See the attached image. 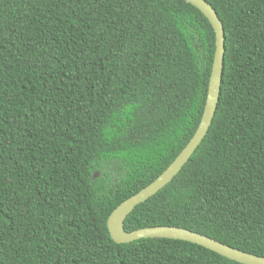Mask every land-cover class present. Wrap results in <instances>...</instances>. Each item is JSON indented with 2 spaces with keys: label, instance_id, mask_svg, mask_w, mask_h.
Listing matches in <instances>:
<instances>
[{
  "label": "trees",
  "instance_id": "1",
  "mask_svg": "<svg viewBox=\"0 0 264 264\" xmlns=\"http://www.w3.org/2000/svg\"><path fill=\"white\" fill-rule=\"evenodd\" d=\"M206 1L225 29L215 116L124 226L264 256V0ZM215 39L186 0H0V264H244L181 239L118 243L107 225L195 133Z\"/></svg>",
  "mask_w": 264,
  "mask_h": 264
},
{
  "label": "water",
  "instance_id": "2",
  "mask_svg": "<svg viewBox=\"0 0 264 264\" xmlns=\"http://www.w3.org/2000/svg\"><path fill=\"white\" fill-rule=\"evenodd\" d=\"M197 8L209 19L215 31V53L209 78L208 91L201 120L195 133L186 146L167 166V168L151 183L122 201L109 215L107 225L111 237L118 243L130 242L140 238H173L190 241L211 249L227 258L244 264H264V256L247 252L237 247L226 244L208 235L175 225H152L133 229H125V219L134 208L146 201L166 186L179 173L188 162L196 148L207 135L216 113L220 97L221 80L225 54V29L223 22L213 6L206 0H186ZM99 173H95V177Z\"/></svg>",
  "mask_w": 264,
  "mask_h": 264
}]
</instances>
